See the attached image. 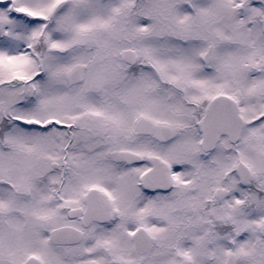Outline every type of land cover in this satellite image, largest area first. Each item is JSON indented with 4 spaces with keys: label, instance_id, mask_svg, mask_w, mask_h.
<instances>
[{
    "label": "snow or ice",
    "instance_id": "1",
    "mask_svg": "<svg viewBox=\"0 0 264 264\" xmlns=\"http://www.w3.org/2000/svg\"><path fill=\"white\" fill-rule=\"evenodd\" d=\"M0 264H264V0H0Z\"/></svg>",
    "mask_w": 264,
    "mask_h": 264
}]
</instances>
